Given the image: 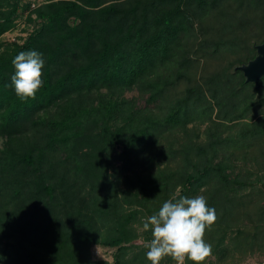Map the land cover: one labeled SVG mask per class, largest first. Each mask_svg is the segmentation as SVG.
<instances>
[{"label":"trees","instance_id":"trees-1","mask_svg":"<svg viewBox=\"0 0 264 264\" xmlns=\"http://www.w3.org/2000/svg\"><path fill=\"white\" fill-rule=\"evenodd\" d=\"M46 1L33 10L40 26L25 43L0 42V135L6 138L0 150V230L18 240L20 264L43 262L31 248L51 230L47 211L63 202L78 215L64 232L55 231L65 237L61 245L78 235L83 243L90 240L91 231L78 230L91 221L81 204L92 199L94 205L101 188L92 175L99 150L102 157L122 148L127 191L144 207L167 200L176 179L165 172L144 179L126 169L160 137L210 119L217 106H225L220 120L236 112L234 118H251L222 144L264 151V77L258 88L236 69L264 43V0ZM21 2L0 0V37L15 27ZM30 49L43 53L44 86L24 102L9 84L13 58ZM202 64L213 70L198 76ZM103 90L100 103L89 107L86 98ZM134 90L140 98L126 97ZM177 179L181 195L211 189L224 207L251 188L264 196V173L242 179L229 157L206 158ZM121 233L105 244L122 250ZM146 251L136 259L146 258ZM116 264H122L119 257Z\"/></svg>","mask_w":264,"mask_h":264},{"label":"rangeland","instance_id":"rangeland-1","mask_svg":"<svg viewBox=\"0 0 264 264\" xmlns=\"http://www.w3.org/2000/svg\"><path fill=\"white\" fill-rule=\"evenodd\" d=\"M44 3L47 1L22 0L15 27L4 33L0 37V42L4 45L25 43L40 26L33 10ZM212 70L213 65L202 64L198 69V76ZM102 93L106 91L89 95L85 100L87 105L96 107L103 97ZM125 95L128 98H140L138 91L135 90ZM224 109L223 105L217 106L210 119L197 120L185 130H175L160 137L151 152H142L135 159L132 169L127 168L126 172L131 175L132 170H137L144 179L158 176L162 172L166 175L173 174L176 179L175 184L178 186L175 188V193L168 192L171 195L167 200L175 196L195 197L192 194L181 195L182 187L179 186L180 179L177 178L187 171H192L206 158L213 157L219 160L222 157H229L235 173L240 174L242 179L250 180L257 174L262 175L264 151L256 148L246 153L245 150L236 148L233 143H221L225 138L235 135L241 127H244V123L251 120V118H234L237 112L232 113L229 118L223 117L220 120L217 115L219 111L224 114ZM159 112L154 111L151 115L157 116ZM5 141L6 138L0 135V150L3 149ZM115 148L116 150L105 152L102 157L99 150L96 152L98 159L92 162L96 167V171L92 173L93 180L99 183L101 188L94 205L92 199L89 203L81 204L84 212L90 214L91 219H88L91 221L82 224L78 230V234L91 231L90 242L83 243L77 234L78 236L70 241L69 246L64 248L61 245L65 237L63 234L56 235L55 231L62 229L64 232L65 224H72L78 215L75 209H71L72 205L63 202L59 208L47 211L53 218V221H47L52 231L49 230L46 235L38 236L35 244L32 245L31 252L36 257V261L43 258L40 264H116L117 257L122 264H149L146 258L136 259L137 255L140 256L141 252L147 250V242L151 239L150 232L142 231V222L156 213L167 200L160 197L159 200L151 201L149 206L144 207L136 198L130 196L122 176L125 170L122 148L119 146ZM112 186L113 192L109 191ZM242 193V197L229 207H224L214 198L213 194H216L214 190L203 188L198 193L204 195L209 206L216 210V220L206 229L204 236L206 242L212 246V254L206 258L205 264H255L264 261V196H258L252 188ZM244 193H249L250 198ZM89 206L91 208L87 209L86 207ZM226 212L228 216L224 217ZM92 215L96 218L94 219ZM74 230L72 229L71 232ZM120 233L125 237L122 250L120 246L105 244L106 240ZM17 241L12 235L0 230V264H20L21 259L17 257L20 245ZM161 264H176V261L169 256L165 257ZM186 264L192 262L186 261Z\"/></svg>","mask_w":264,"mask_h":264},{"label":"clouds","instance_id":"clouds-1","mask_svg":"<svg viewBox=\"0 0 264 264\" xmlns=\"http://www.w3.org/2000/svg\"><path fill=\"white\" fill-rule=\"evenodd\" d=\"M14 74L9 87L26 102L35 99L44 86L45 59L37 50L19 52L12 60ZM216 220L215 208L209 206L204 195L181 196L165 201L159 210L142 222V231L150 232L146 260L161 264L171 257L176 264H205L212 254V246L204 239L206 229Z\"/></svg>","mask_w":264,"mask_h":264},{"label":"water","instance_id":"water-1","mask_svg":"<svg viewBox=\"0 0 264 264\" xmlns=\"http://www.w3.org/2000/svg\"><path fill=\"white\" fill-rule=\"evenodd\" d=\"M244 73L247 82H253L260 87V81L264 77V43L257 46V55L248 63L236 67Z\"/></svg>","mask_w":264,"mask_h":264},{"label":"built area","instance_id":"built-area-1","mask_svg":"<svg viewBox=\"0 0 264 264\" xmlns=\"http://www.w3.org/2000/svg\"><path fill=\"white\" fill-rule=\"evenodd\" d=\"M255 264H264V261L263 262H259V263H255Z\"/></svg>","mask_w":264,"mask_h":264}]
</instances>
